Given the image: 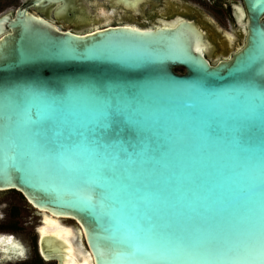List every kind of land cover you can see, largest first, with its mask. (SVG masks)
Wrapping results in <instances>:
<instances>
[{
    "label": "water",
    "instance_id": "1",
    "mask_svg": "<svg viewBox=\"0 0 264 264\" xmlns=\"http://www.w3.org/2000/svg\"><path fill=\"white\" fill-rule=\"evenodd\" d=\"M243 2L245 43L213 63L187 21L1 15L0 190L75 220L94 264H264V0ZM40 247L67 264L56 235Z\"/></svg>",
    "mask_w": 264,
    "mask_h": 264
},
{
    "label": "flooded vegetation",
    "instance_id": "2",
    "mask_svg": "<svg viewBox=\"0 0 264 264\" xmlns=\"http://www.w3.org/2000/svg\"><path fill=\"white\" fill-rule=\"evenodd\" d=\"M19 8H25L31 14L47 19L60 29L66 27L74 29L81 25L83 28L110 25L158 28L177 26L182 21L191 22L203 33L204 40L209 45V49L205 50L206 56L212 63L230 58L246 40L247 15L243 0H25L22 4L14 6L11 11L0 13V16L11 13L14 17ZM9 30L11 31L10 28ZM6 191L19 192L30 206L31 203L22 191L0 190ZM33 210L40 217L35 229L37 235L35 264L44 262L58 264L57 259H47L42 253L40 247L42 235L39 233V227L43 225V211ZM0 233L15 235L9 229L0 230ZM22 243L27 249L25 258L5 260L0 252V264L30 259L29 248L23 241Z\"/></svg>",
    "mask_w": 264,
    "mask_h": 264
},
{
    "label": "bare ground",
    "instance_id": "3",
    "mask_svg": "<svg viewBox=\"0 0 264 264\" xmlns=\"http://www.w3.org/2000/svg\"><path fill=\"white\" fill-rule=\"evenodd\" d=\"M31 208L39 212L30 204ZM43 211L42 224L39 227L40 235L54 234L66 244L65 261L67 264H94L91 252L85 241L81 226L67 216H54ZM73 220L71 225L66 221ZM26 246L12 233H0V252L5 260H19L26 257Z\"/></svg>",
    "mask_w": 264,
    "mask_h": 264
},
{
    "label": "rangeland",
    "instance_id": "4",
    "mask_svg": "<svg viewBox=\"0 0 264 264\" xmlns=\"http://www.w3.org/2000/svg\"><path fill=\"white\" fill-rule=\"evenodd\" d=\"M24 1L25 0H0V13L11 11L14 6L20 5ZM16 210L17 213H15ZM39 222L40 217L30 208L19 192H0V230L9 229L15 233V235L28 246L29 256L31 257L27 261L18 263L12 261L10 264H35L37 259L35 252L37 235L35 229ZM66 222L74 226L76 225L73 220H68ZM42 264L55 263L44 262Z\"/></svg>",
    "mask_w": 264,
    "mask_h": 264
},
{
    "label": "snow or ice",
    "instance_id": "5",
    "mask_svg": "<svg viewBox=\"0 0 264 264\" xmlns=\"http://www.w3.org/2000/svg\"><path fill=\"white\" fill-rule=\"evenodd\" d=\"M58 104H62V101L53 99L51 102H48L49 110L55 112L57 110L55 106ZM100 116L102 121L99 124V131L104 133L105 131H110L115 122L122 118V109L119 104L113 102L111 107H107L100 113ZM68 139H73L71 133L68 134Z\"/></svg>",
    "mask_w": 264,
    "mask_h": 264
}]
</instances>
